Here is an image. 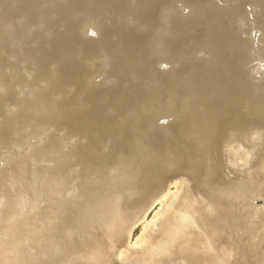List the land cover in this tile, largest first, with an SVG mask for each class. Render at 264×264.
Returning <instances> with one entry per match:
<instances>
[{
  "label": "bare ground",
  "instance_id": "bare-ground-1",
  "mask_svg": "<svg viewBox=\"0 0 264 264\" xmlns=\"http://www.w3.org/2000/svg\"><path fill=\"white\" fill-rule=\"evenodd\" d=\"M3 127L19 138L0 158L28 146L31 159L12 190L30 184L42 198L50 173L32 161L49 158L58 181L46 192L60 202L35 225L21 219L29 239L17 234L5 248L20 254L5 264L28 249L71 255L80 241V257L63 264H155L175 251L186 264H208L209 252L222 262L255 230L264 244V0H0ZM51 127L64 132L58 142L31 145ZM10 223L0 221L1 244L18 229ZM258 249L227 264H264Z\"/></svg>",
  "mask_w": 264,
  "mask_h": 264
},
{
  "label": "rangeland",
  "instance_id": "rangeland-1",
  "mask_svg": "<svg viewBox=\"0 0 264 264\" xmlns=\"http://www.w3.org/2000/svg\"><path fill=\"white\" fill-rule=\"evenodd\" d=\"M106 76L105 75H100V78L98 79L99 81L100 80H103L104 78H105ZM26 95L25 96H27L28 97V93H25ZM29 97H31L30 95H29ZM105 114H107V116L108 117H111V116H113V112H112V110H106V112H105ZM4 128V127H3ZM3 128L1 129V132H0V136H2L3 134V137H1L0 138V148H2V147H4V146H6L7 144H10L11 142H12V140H17L19 137V135L17 136L16 134H14V133H12V134H7L8 133V131H6L5 130V128H4V131H6V133L5 132H2V130H3ZM8 129V128H7ZM64 134V132L63 131H61V130H59V129H57V128H55V127H51L50 129H48L47 131H43V133H42V136H40V137H38L37 136V138L36 137H34L33 139H32V141H31V145H33L34 147H38V146H40L41 144H42V139H45V140H47L48 142H53V143H56V142H58L59 141V138H60V136H62ZM7 135V136H6ZM79 141V144L81 143L83 146H85L86 144H87V141H81V140H78ZM77 143V141H74V142H72V143H66V142H64L63 144L61 143V150H62V153L63 154H65V151H68V150H73V144H76ZM111 150V149H110ZM85 154H84V156H86L87 155V153H88V151L87 150H85ZM29 153V147L28 146H25L24 148H22V149H20V150H17V152L16 153H13V154H11V155H8L7 157L9 158H7V159H5V157H2V158H0V188H1V190H3V191H7L6 193H5V195H4V192L3 191H1L0 190V201H2V199L4 200V197H5V199H6V201L9 199H12V200H14L15 198H17V197H15L14 195H15V191H19V189L18 190H12L13 188H11L10 187V183L11 182H13V181H15L16 180V178H17V176H15V174L17 173V171L18 170H21L22 168H28V167H30V164H31V159L29 158V156L27 155ZM36 154V153H35ZM10 156V157H9ZM22 158H28L27 160H23V161H18V160H20V159H22ZM48 160L50 161L51 159H49L48 158ZM13 161H16V163L14 162V164H11ZM49 161H47V162H37V161H32V163L35 165V166H38L39 168H38V171L40 170L41 172H48L49 171V173H50V177H49V175L47 174V175H45V177H46V179L44 180V183H46L45 184V186L43 185H41V187H40V189L42 190V189H44V194H42V195H44L42 198H44V199H42V198H38V197H34V195H33V192L34 191H37V190H35L34 188H33V190H32V188H31V185L29 184V187L27 186H25L24 184L21 186V185H19V187H21L20 188V191L22 190V194L24 195H21V196H23V199H19V198H17L16 199V201L14 202V201H12V200H10V201H12L11 203H9V204H7V206H5L4 208H6L7 210H8V206H10L9 207V211H7L6 212V209H5V213H2V214H4V216H3V218H2V216H1V218H0V221H6V220H9L11 223L10 224H15L16 223V225L14 226V230H16V227L18 228V225H19V223L21 222H23L24 220H26L27 222H26V224H28V225H35L36 223H38V221L37 220H39L40 219V217H43V216H45V214L43 213L44 212V210L43 209H49V207H51V206H60V202H56V199H55V197L57 198L58 197V195H56V194H52L51 192H46V188H48V189H50L49 188V183H50V187L52 186H54L55 184H57V181H58V177H57V174H55V168H54V166H53V164L52 163H50ZM10 164H9V163ZM9 164V165H8ZM9 166V167H8ZM52 168H54V170L52 169ZM43 171H42V170ZM51 170H53V171H51ZM51 171V172H50ZM72 171H74V169L73 168H70L69 170H68V173H70V172H72ZM52 173V174H51ZM54 173V174H53ZM50 179H49V178ZM52 178V179H51ZM48 179H49V182H48ZM55 179H57V180H55ZM55 180V181H54ZM51 181H52V183H51ZM22 183H24V182H22ZM47 183H48V185H47ZM8 185H9V187H8ZM47 186V187H46ZM4 187H6V189L4 188ZM7 187H8V189H11L12 191H11V195L9 194V192H10V190H8L7 189ZM45 187V188H44ZM25 188L29 191V190H32V192H27L26 190H25ZM30 188V189H29ZM5 189V190H4ZM23 189H24V192H23ZM19 191V192H20ZM43 191V190H42ZM1 192H2V195H1ZM12 193H14V194H12ZM28 193V195L26 196V194ZM31 193V194H30ZM48 193V194H47ZM52 194V196H51V194ZM16 194H17V192H16ZM19 194H17L16 196H18ZM29 195H31V197H33V198H31ZM48 195V196H47ZM54 195V196H53ZM1 196H3V197H1ZM11 196V197H10ZM15 198H14V197ZM30 197L29 199L27 198V197ZM47 197V198H46ZM22 198V197H21ZM35 198V199H34ZM36 199H38V200H36ZM17 200L19 201V202H17ZM25 200H27V202L25 201ZM44 200V201H43ZM10 201H7V202H10ZM31 201H32V203H31ZM35 201V202H34ZM49 201H51V202H49ZM18 204H17V203ZM29 202V203H28ZM6 203V202H5ZM12 203H14V205H15V203H16V205H19L20 203H22V204H20L18 207H20V206H23V205H25L26 206V212H27V210H31V212L30 211H28V213H26V212H23V211H21L20 212V208H18L17 206H15L14 208H13V204ZM31 203V204H30ZM58 203V204H57ZM261 203H264V199H262L261 200ZM10 204H12V205H10ZM27 204H30V206L29 207H27ZM35 206H34V205ZM50 204V205H49ZM41 208H40V207ZM0 207H2V206H0ZM44 207V208H43ZM73 207V206H72ZM10 208H11V210H10ZM15 209V210H17L16 212H15V210H13V209ZM29 208V209H28ZM31 208V209H30ZM74 208V207H73ZM72 208V209H73ZM160 208H161V206L160 205H156L150 212H149V214H148V216H147V222H150L153 218H154V216L156 215L155 213H157V211L158 210H160ZM19 210V211H18ZM34 211H35V213H34ZM37 211V212H36ZM41 211V212H40ZM9 212V213H8ZM12 212L13 213H15V215L14 214H12ZM32 212H33V214H32ZM11 213V214H10ZM24 214H26V215H24ZM29 214V215H28ZM80 215V214H79ZM10 216H11V219H10ZM23 216V217H22ZM29 216V217H28ZM16 217H19V219L18 218H16ZM28 217V218H27ZM5 218V219H4ZM12 218H14V220H16L15 222L14 221H12ZM25 218V219H24ZM2 219V220H1ZM4 219V220H3ZM23 221H22V220ZM29 219H31V220H29ZM18 221V222H17ZM32 221V222H31ZM14 222V223H13ZM20 223V224H21ZM35 223V224H34ZM256 224H258L257 222H254V223H250V224H248L249 225V227L250 228H253L254 230H255V225ZM144 225H145V223L143 224V223H141V224H139L135 229H134V231H133V235H132V237H131V242L132 243H135V241H137L138 239H139V237H141L142 236V233H143V229H144ZM34 227V226H33ZM22 229V228H18L15 232H14V230H13V232H14V235H13V237L15 238H11L10 240L12 241H10V243L11 244H9V245H6V244H1L0 243V245H1V247H0V261H2V262H0V264H5L6 262L4 261L5 259H6V257H5V255L8 257V254H9V257H17V256H19V254H20V250H17V247H16V250L15 251H13L14 253H8L7 251H6V249L7 248H5L6 246L7 247H12V246H14V244H16V242L18 241V239H17V234H18V238L20 239H22L24 236V234L23 233H19L20 232V230ZM257 232V233H256ZM16 233V234H15ZM16 235V236H15ZM263 234L261 233L260 234V231H256L255 230V235H254V238L253 239H251V241L249 240V238H246V239H243V240H241L240 241V248L238 249V250H235L234 252H232L231 253V255L229 256V258L228 259H226V260H223L222 262H220V261H218V259L219 258H217V257H214L215 255L212 253V252H209V253H207V255H208V264H227V262L229 261V260H233L234 258L235 259H240V260H242V261H245L246 259H247V257L245 256V253H247V256H248V251L249 252H251V253H254L255 255H257V256H259V253H262V250L261 249H258L259 247L260 248H262V247H264V244L262 243V238H263V236H262ZM2 236V235H1ZM0 236V237H1ZM2 238H4V237H1V239ZM138 238V239H137ZM28 239H29V237L27 236V237H24L22 240H21V243L23 242V244H25L26 243V241H28ZM82 239V238H81ZM137 239V240H136ZM17 240V241H16ZM78 240H80V239H78ZM0 242H1V240H0ZM78 242V241H77ZM109 242V241H108ZM107 242V243H108ZM106 243V242H105ZM105 244L107 247H108V244ZM2 246H4L3 248H2ZM109 246H110V244H109ZM251 246V247H250ZM81 247H82V242L80 241V242H78V245L74 248V246H73V248L71 249L73 252H71V253H73V254H71V255H68L69 253H70V251L69 252H66V253H64V254H45L44 252H42V253H40L39 251V253L37 252V251H35V250H30V249H28V255H26V259L25 260H23L22 262H20V261H18L17 262V264H63V261L64 260H67V261H74V260H77L79 257H80V253H82V250H81ZM106 247L104 246V252H105V254H104V252H102L103 253V259H104V255H106L105 256V259L104 260H106V258L108 257V258H110V256H112V254L110 253V252H112V251H110V249L109 248H111V247H108V249L106 248ZM74 249V250H73ZM112 249V248H111ZM2 250H5V251H2ZM177 250V249H176ZM107 251V252H106ZM108 251H110L109 253H108ZM113 251H115V253H116V251L117 250H113ZM6 252H7V254H6ZM118 252V251H117ZM183 252L184 251H182V252H177V251H175V252H173V254L172 253H170V255L168 254V253H166V254H164V255H162L161 257H160V261L159 262H156L155 264H170L169 263V261H168V257H170L171 255L173 256V258H177V259H175L173 262L176 264V263H178V264H186V263H184V261H183V256H181L182 257V259H178L179 258V256L181 255V254H183ZM245 252V253H244ZM3 253H4V255H3ZM76 253V254H75ZM110 254V256L109 255H107V254ZM113 253V252H112ZM78 254H80V255H78ZM11 255V256H10ZM15 255V256H14ZM91 255H92V253H91ZM117 256V253L116 254H113V256ZM4 256V257H3ZM242 256H244V257H242ZM83 257V258H82ZM80 259L82 260V262L83 263H81V264H85V262H84V256H82ZM5 258V259H4ZM107 258V259H108ZM115 258V259H114ZM116 258L117 257H111V259H109V260H106L105 262H106V264L107 263H109L110 264V260H111V262H114L113 264H119L118 262L116 263V261H118V259L116 260ZM164 258V259H163ZM40 260V261H39ZM94 260V259H93ZM113 260V261H112ZM212 262H211V261ZM171 261V260H170ZM218 261V262H217ZM112 264V263H111ZM121 264V263H120Z\"/></svg>",
  "mask_w": 264,
  "mask_h": 264
},
{
  "label": "water",
  "instance_id": "water-1",
  "mask_svg": "<svg viewBox=\"0 0 264 264\" xmlns=\"http://www.w3.org/2000/svg\"><path fill=\"white\" fill-rule=\"evenodd\" d=\"M260 30L259 29H256L255 30V32H254V35H253V38L255 39V40H258L259 38H260ZM170 117H172V116H170ZM169 117V118H170ZM159 122H160V124H165V123H167L168 121L166 120V119H160L159 120Z\"/></svg>",
  "mask_w": 264,
  "mask_h": 264
}]
</instances>
